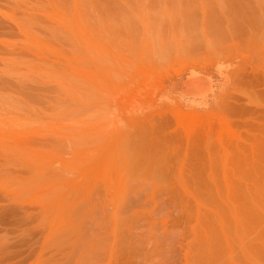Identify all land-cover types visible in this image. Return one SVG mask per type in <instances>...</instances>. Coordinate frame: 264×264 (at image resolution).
I'll list each match as a JSON object with an SVG mask.
<instances>
[{"label":"rangeland","instance_id":"374dc122","mask_svg":"<svg viewBox=\"0 0 264 264\" xmlns=\"http://www.w3.org/2000/svg\"><path fill=\"white\" fill-rule=\"evenodd\" d=\"M0 264H264V0H0Z\"/></svg>","mask_w":264,"mask_h":264}]
</instances>
